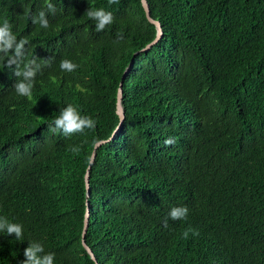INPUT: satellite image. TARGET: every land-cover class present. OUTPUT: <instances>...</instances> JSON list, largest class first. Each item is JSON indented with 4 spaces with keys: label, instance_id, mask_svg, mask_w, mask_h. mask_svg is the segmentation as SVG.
<instances>
[{
    "label": "trees",
    "instance_id": "16d2710c",
    "mask_svg": "<svg viewBox=\"0 0 264 264\" xmlns=\"http://www.w3.org/2000/svg\"><path fill=\"white\" fill-rule=\"evenodd\" d=\"M146 1L161 38L136 54L156 37L140 0H0V24L29 41L21 68L40 64L28 98L0 63V216L23 226L21 240L0 232V264L30 242L54 264H264V0ZM100 8L114 22L97 32L86 12ZM41 10L47 29L32 23ZM68 104L95 129L49 131Z\"/></svg>",
    "mask_w": 264,
    "mask_h": 264
},
{
    "label": "clouds",
    "instance_id": "9594fccd",
    "mask_svg": "<svg viewBox=\"0 0 264 264\" xmlns=\"http://www.w3.org/2000/svg\"><path fill=\"white\" fill-rule=\"evenodd\" d=\"M120 0H108L109 6L119 4ZM49 12L54 13L55 8L51 3L46 4ZM90 20L95 21V29L97 32L104 31L106 27L114 22V16L111 12L105 11L103 8L96 10H88L86 12ZM33 24H39L42 28L47 29L49 22L45 11L41 10L36 16L32 17ZM118 39H123V34L118 33ZM29 43L27 38L17 40V37L12 32V25L7 19L0 24V63L6 67L15 66L14 75L22 77V79L14 85L17 95L30 98L35 83V77L40 71V64L36 60H30L21 68V62L24 58L25 45ZM78 68V65L70 60H62L60 69L65 72H73ZM96 121L89 116L81 115L77 107L68 104L61 109L59 115L53 120L49 126V131L52 133L61 132L65 136H71L77 133H84L85 130H94ZM109 140L96 139L93 141L95 148L102 144L109 143ZM165 145L175 143L174 138L165 140ZM73 154H78L79 147H71L69 149ZM187 207H173L168 216L171 220H186L188 216ZM164 227H168L167 219L163 223ZM0 232H4L7 236H14L15 239L21 240L23 237V226L21 224L12 223L7 218L0 216ZM189 233L193 236H198L199 232L195 229L188 228L182 233L183 239L189 238ZM23 256L25 259L21 264H54L55 254L45 253L44 247L39 242H30L28 247L24 249Z\"/></svg>",
    "mask_w": 264,
    "mask_h": 264
},
{
    "label": "water",
    "instance_id": "95a60500",
    "mask_svg": "<svg viewBox=\"0 0 264 264\" xmlns=\"http://www.w3.org/2000/svg\"><path fill=\"white\" fill-rule=\"evenodd\" d=\"M140 3H141V6H142V9L144 11V14H145V17H146L147 21L149 23L153 24L155 26V28H156V37H155V39L152 42L147 44L143 49L138 51L136 54H139L141 52H147L161 38L160 24L157 21H155L154 19H152V17L150 16V10H149V6L147 4V1L146 0H140ZM130 68H131V64L125 70V72H124V74L122 76V80L128 74V72L130 71ZM122 80H121V82L119 84V88H118V91H117V101H116V113H117V115L119 117V123L120 124L124 120V113H123V110H122V107H121ZM119 128H120V125L117 126V128L112 133L111 137L109 139H107V140H109V141L112 140L114 135L118 132ZM98 148H95V147L93 148V151H92V154H91V157H90V161H89V165H91L94 162L95 155H96V150ZM89 170H90V166H88L86 174L84 176L87 197L89 196ZM88 207H89V204H88V201H86V211H85V215H84L83 230H82V236H81V238H82V246L84 247V249L86 250V252L90 256L91 260H93L96 263V260L94 258V255H93L92 251L88 248V246L86 245L85 240H84L85 239V234H86V231H87V227H88V218H89Z\"/></svg>",
    "mask_w": 264,
    "mask_h": 264
}]
</instances>
